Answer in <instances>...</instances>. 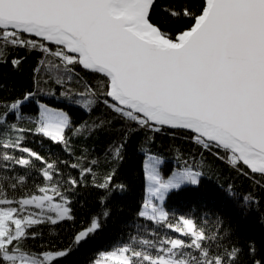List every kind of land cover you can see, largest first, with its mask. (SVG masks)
Returning <instances> with one entry per match:
<instances>
[{"label": "snow or ice", "instance_id": "snow-or-ice-1", "mask_svg": "<svg viewBox=\"0 0 264 264\" xmlns=\"http://www.w3.org/2000/svg\"><path fill=\"white\" fill-rule=\"evenodd\" d=\"M19 48L42 53L34 73L55 69L56 83L62 86L73 79L77 65L103 74L101 92L89 87L91 98L82 107L91 111L93 105L103 103L114 119L125 122V142L138 130H181L197 145L219 150V158L240 174L264 178V0H200L198 7L192 0L180 4L174 0L160 9L157 0H0V63ZM21 62L22 58L11 61L13 68ZM34 95L27 92L0 103V168H27L34 166L33 159L40 162L45 182L62 201L50 209H58L56 217H47L55 225L72 219L71 201L62 186L75 189L80 181L71 176L63 179L55 163L23 147L24 133L30 129L17 122L23 119V105ZM39 107L36 132L67 146V114L44 104ZM110 123L101 119L91 129L85 125L75 132L102 129ZM123 147V143L110 147L114 162L122 160ZM15 152L26 155L17 157ZM149 160L155 161L146 172L153 201L163 200L170 190L198 183L201 173L191 168L163 180L156 168L159 161ZM71 167L80 168L81 178L92 172L80 163ZM114 176L115 169L96 187L107 190L108 196L124 191V185L112 184ZM6 180L7 176H0V264H59L102 226L99 217H93L65 249L34 254L25 243L37 233L27 229L44 218L24 214L25 206L35 202L41 208L50 198L27 193L18 200L10 198ZM23 183V177H17L8 187L15 192ZM102 215L106 219L109 211ZM138 216L188 241L152 232L151 239L132 236V243L101 256H117L118 264H240L242 247L224 245V237H219L213 252L206 242L216 241L217 234L206 235L192 219L181 217L171 224L168 213L154 202L150 212L142 209ZM246 255L251 257L249 264H264V258L256 259L252 242Z\"/></svg>", "mask_w": 264, "mask_h": 264}, {"label": "trees", "instance_id": "trees-1", "mask_svg": "<svg viewBox=\"0 0 264 264\" xmlns=\"http://www.w3.org/2000/svg\"><path fill=\"white\" fill-rule=\"evenodd\" d=\"M184 2L175 0L176 4ZM173 3L174 0H157V8ZM192 3L198 7L200 0H192ZM14 58H22L17 68H13L11 63ZM42 58V53L38 51L28 52L23 48L11 50L7 62L0 63V103L11 102L27 92H33V99L22 107V120L36 116L38 102L64 109L70 121V126L65 129L67 146L54 143L50 138L30 129L24 133L23 147L55 163L63 179L71 176L80 183L75 189L62 186L63 194L71 201L72 219L58 220L55 225L49 220L32 225L27 231H35L37 235L35 239H27V249L34 254L65 249L74 234L87 226L93 217H99L101 228L78 249L62 258L59 264H91L98 252L132 243V236L151 239L152 232L188 241L187 237H180L178 232L138 216L144 196L143 159L148 152L162 158L160 169L164 174L175 167H188L201 173L196 185H184L179 190L166 193L163 208L168 213L169 223L177 224L181 217L189 218L206 235L217 234L216 241L206 242V246L213 252L216 251V244L221 242L219 237H224V245L242 247L244 253L240 256V264H249L251 257L246 253L250 242L255 244L256 259L264 258V178L257 175L253 179L251 174H240L226 160L219 158V150H208L197 145L181 130L168 127L159 132L138 130L131 133L125 142V122L118 117L114 119L103 103H96L91 111L82 107L91 98L87 93L89 87L96 93L101 92L103 75L77 65L73 79L62 86L56 83L55 69L51 73L43 69L39 75L34 73L33 70ZM49 74L53 78L49 79ZM101 119L111 123L102 129L75 132V129L85 125L91 129ZM21 121L17 122L19 127L28 129L20 125ZM120 143L124 144L122 160L114 162L109 150L114 144ZM14 155L19 157L26 154L15 152ZM32 163L34 166L27 168H0V176L8 177L3 183L10 198L14 196L18 200L25 193L35 196L42 193L41 189L51 188L41 174L40 162L33 159ZM76 163L91 167L92 172L86 178H81L80 168L71 167ZM114 169L112 184H122L125 189L122 192L114 191L108 196L107 190L96 185L103 183ZM17 177H23L24 183L13 192L8 185ZM54 194L56 200L61 201ZM102 197H106V203L102 202ZM246 197L249 198L247 202ZM105 209L109 211L106 219L102 215ZM178 226H182V221Z\"/></svg>", "mask_w": 264, "mask_h": 264}, {"label": "rangeland", "instance_id": "rangeland-1", "mask_svg": "<svg viewBox=\"0 0 264 264\" xmlns=\"http://www.w3.org/2000/svg\"><path fill=\"white\" fill-rule=\"evenodd\" d=\"M39 104H44L50 109H53V110L58 111V112H64V113L67 114V112L64 109H62V108H59V107H56V106H52V105H48L46 103L38 102L37 103L36 116L34 118H32V119H29V120H22L21 123H20L21 126L36 131V127H37V123L36 122L39 119V114H40V111H41V109L39 107ZM67 116H68V114H67ZM150 157H153V158H155V160L159 161V163L156 164V168H157V171L159 172L160 177L163 180H168L170 177L173 176L174 173L179 172V171H181L184 168H188V167H181V168L175 167L174 169L171 170V172H169L167 174H164V173H162V171L160 169V165L162 163V158L160 156L154 154V153L146 152L145 155H144V159H143L144 196H143V200H142V203L140 205L139 211H141L143 209V210H146V211L150 212V205H151L152 202L156 203L159 207L163 208V200L164 199L163 200H154V201L150 199L149 181L146 178V172L149 170L150 164L155 162V161H150L149 160ZM192 170L195 171L194 169H192ZM43 189H45V191H42L41 194L35 195V196L41 197V198H45V197L50 198V203H49L48 200H45L43 202V205H42L41 208L36 207V203L35 202L33 204H31V205L25 206L26 212L24 214H28L29 212L35 213V215L32 217L33 219L42 217V218H44V220H48L47 217H49V216H51L52 218H55L56 217V211H58V209H54V210H50V209H52L53 205L61 203V201L56 200L55 194L51 190V188H43ZM146 201L149 202V207L147 209H145V202ZM17 207H19V205H17ZM139 211H138V213H139ZM123 246H120V247H123ZM117 248H119V247H117ZM117 248H113V249H110V250H105V251L98 252L96 258L94 259V261L91 264H96L97 260H99V264H118V257L117 256H112V257H108L106 255L105 256H101L102 253L103 254H107V253L113 252Z\"/></svg>", "mask_w": 264, "mask_h": 264}, {"label": "water", "instance_id": "water-1", "mask_svg": "<svg viewBox=\"0 0 264 264\" xmlns=\"http://www.w3.org/2000/svg\"><path fill=\"white\" fill-rule=\"evenodd\" d=\"M88 71H91V70H88ZM99 74H101V73H99ZM101 75H103V74H101Z\"/></svg>", "mask_w": 264, "mask_h": 264}]
</instances>
